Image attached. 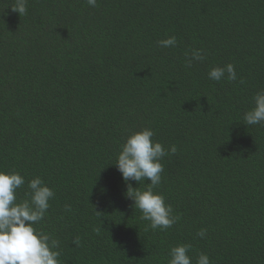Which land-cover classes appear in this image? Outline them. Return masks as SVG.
Here are the masks:
<instances>
[{
  "label": "trees",
  "instance_id": "obj_1",
  "mask_svg": "<svg viewBox=\"0 0 264 264\" xmlns=\"http://www.w3.org/2000/svg\"><path fill=\"white\" fill-rule=\"evenodd\" d=\"M13 3L0 0V170L25 177L18 200L36 176L54 191L35 227L60 264H168L178 244L192 264H264V124L243 120L264 90V0ZM193 49L206 58L188 67ZM229 63L236 80L208 78ZM145 127L177 147L155 189L179 217L166 230L140 218L115 165Z\"/></svg>",
  "mask_w": 264,
  "mask_h": 264
},
{
  "label": "clouds",
  "instance_id": "obj_2",
  "mask_svg": "<svg viewBox=\"0 0 264 264\" xmlns=\"http://www.w3.org/2000/svg\"><path fill=\"white\" fill-rule=\"evenodd\" d=\"M28 0H14L11 9L19 15L27 13ZM89 6L97 7V0H87ZM162 48L175 47V36L157 42ZM206 53L203 49H193L188 56L186 66L194 61H203ZM237 79L234 65L212 67L208 78L220 81ZM253 107L245 112L243 120L246 125L264 124V90L258 91L252 98ZM154 131L150 127L142 128L130 134L121 145L115 165L126 183V196L134 201V208L141 212V219L149 221L151 229L166 230L178 219L173 208L165 202V197L155 189L161 184L163 164L161 160L170 153L177 152L171 145L166 150L163 145L153 140ZM150 181L144 190L134 188L130 181L138 184ZM25 185V177L16 171L0 170V264H60L59 241L50 234L35 227L41 222L54 198V191L36 176L27 181L28 191L23 199L18 200L17 190ZM71 211V205L65 206ZM207 229H201L197 235L203 238ZM77 247L79 238L74 240ZM190 244H178L170 248L168 264H192L188 254ZM196 264H211L206 253H200Z\"/></svg>",
  "mask_w": 264,
  "mask_h": 264
}]
</instances>
